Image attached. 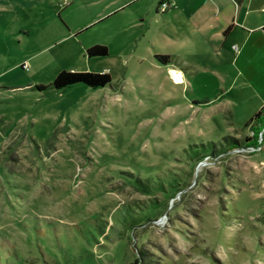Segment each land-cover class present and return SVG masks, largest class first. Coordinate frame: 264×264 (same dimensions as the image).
<instances>
[{
	"label": "rangeland",
	"instance_id": "1",
	"mask_svg": "<svg viewBox=\"0 0 264 264\" xmlns=\"http://www.w3.org/2000/svg\"><path fill=\"white\" fill-rule=\"evenodd\" d=\"M157 5L0 0V264H264V122Z\"/></svg>",
	"mask_w": 264,
	"mask_h": 264
},
{
	"label": "crops",
	"instance_id": "2",
	"mask_svg": "<svg viewBox=\"0 0 264 264\" xmlns=\"http://www.w3.org/2000/svg\"><path fill=\"white\" fill-rule=\"evenodd\" d=\"M162 1L170 6L158 9ZM157 13L169 20L162 27L166 41L204 61L198 73L218 78L217 68H226L233 76L228 88L239 82L254 98L255 113L264 106V0H158ZM259 152L264 164V142Z\"/></svg>",
	"mask_w": 264,
	"mask_h": 264
},
{
	"label": "trees",
	"instance_id": "3",
	"mask_svg": "<svg viewBox=\"0 0 264 264\" xmlns=\"http://www.w3.org/2000/svg\"><path fill=\"white\" fill-rule=\"evenodd\" d=\"M160 4L158 9H160ZM88 56H105L109 54V47L105 44H93L86 49ZM157 57L163 62L167 63L170 60V56L167 54H158ZM112 81V76L108 72H92V71H76V70H61L53 81V87L57 90H63L72 86L75 83H84L89 87H102ZM41 89L45 88L41 85ZM260 121L264 122V106L261 107L255 115L247 123L248 126L257 125ZM251 137H246V140H251ZM226 140L233 144L240 143L235 137H228Z\"/></svg>",
	"mask_w": 264,
	"mask_h": 264
},
{
	"label": "built area",
	"instance_id": "4",
	"mask_svg": "<svg viewBox=\"0 0 264 264\" xmlns=\"http://www.w3.org/2000/svg\"><path fill=\"white\" fill-rule=\"evenodd\" d=\"M169 6H170L169 2H167V1H162L161 4H160V8L161 9H167ZM262 133L263 132H261L260 142H262ZM256 148H258V146H255V149Z\"/></svg>",
	"mask_w": 264,
	"mask_h": 264
}]
</instances>
